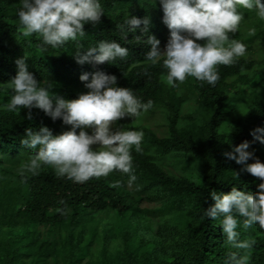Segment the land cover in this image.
Wrapping results in <instances>:
<instances>
[{
  "label": "trees",
  "instance_id": "obj_1",
  "mask_svg": "<svg viewBox=\"0 0 264 264\" xmlns=\"http://www.w3.org/2000/svg\"><path fill=\"white\" fill-rule=\"evenodd\" d=\"M101 4V22L86 24L84 38L53 48L36 35L17 32L20 0H0V264H225L234 249L226 243L219 219L208 220L202 213L215 203L212 190L255 192L264 182L223 155L248 141L254 153L248 163L255 158L264 162V144L250 134L264 128V20L255 10L240 9L244 20L232 38L243 42L247 52L231 66H218L215 86L189 77L171 88L161 82L167 71L162 63H145L147 36L138 29L127 32L125 40L117 27L133 15L148 16L149 35L163 47L170 32L159 0ZM252 29L255 33L249 35ZM102 40L128 47V57L103 65L75 61L77 50ZM25 56L28 70L40 81H52L53 91L65 99L88 91L81 75L104 71L117 76L118 86L132 88L142 102L153 101L147 114H163L164 135L147 126L118 123L123 130L144 132L142 152L132 150L137 179L131 187L129 176L119 171L80 184L58 177L51 166H43L36 176L26 174L22 182L21 164L38 154L21 143L25 130L47 126L54 135L71 130L39 109L31 110V120L28 109H7L13 92L6 83L17 74L16 61ZM117 181L121 186L113 187ZM145 201L158 206L142 208ZM239 219L240 239L257 241L250 264H264V229L256 224L245 230Z\"/></svg>",
  "mask_w": 264,
  "mask_h": 264
},
{
  "label": "clouds",
  "instance_id": "obj_2",
  "mask_svg": "<svg viewBox=\"0 0 264 264\" xmlns=\"http://www.w3.org/2000/svg\"><path fill=\"white\" fill-rule=\"evenodd\" d=\"M20 3L17 32L24 37L36 35L43 45L53 48L84 38L85 25L99 24L104 15L101 0H20ZM159 4L163 10L162 22L170 32L163 47L155 35H149L148 16L133 15L117 27L125 40L127 32L135 33L138 29L147 36L144 41L150 50L144 54L145 63L152 66L162 63L167 71L162 74L161 82L171 88H178L189 77L215 86L220 79L218 66H231L247 52L243 42L232 38L244 20L240 9L255 10L258 18L264 20V0H159ZM254 33L252 29L249 35ZM128 55V47L102 40L96 47L77 50L74 59L80 65H103L125 60ZM26 59L27 56L16 61L17 74L6 83L13 92L7 109H28L29 120L31 110L39 109L53 121L60 119L70 125L71 130L59 135H54L47 126L38 131L25 130L21 143L38 150V154L21 164L22 182H26V174L36 176L43 166H51L58 177L80 184L119 171L129 176L127 184L131 187L137 179L133 173L132 150L142 152L144 132L123 130L117 124L126 117L140 118L153 107V101L142 102L132 88L118 86L117 76L104 71L81 75L80 80L88 91L76 99H65L53 91L52 81H40L28 70ZM86 129H92L91 134ZM262 133L264 128L257 127L250 134L264 144ZM249 147L250 142L244 141L223 155L244 165L242 172L264 181V162L255 158V162L248 163L254 158ZM112 186L120 187L121 182ZM211 199L214 205L204 208L202 216L219 219L226 243L234 249L228 253L225 264H250L257 241L254 237L241 240L237 229L241 226L239 218L245 230L256 224L264 229V182L257 185L255 192L237 187L227 194L212 190Z\"/></svg>",
  "mask_w": 264,
  "mask_h": 264
},
{
  "label": "rangeland",
  "instance_id": "obj_3",
  "mask_svg": "<svg viewBox=\"0 0 264 264\" xmlns=\"http://www.w3.org/2000/svg\"><path fill=\"white\" fill-rule=\"evenodd\" d=\"M251 31V30H250ZM249 31V32H250ZM248 32V34H249ZM262 55V48L260 46H257V50H256V57L260 58ZM121 121V120H120ZM123 122H125V124L127 126H147L150 127L152 130H154L156 133H158L159 135H164L166 132V125H165V119L162 113L158 112L154 115H150L147 113H144L141 115L140 118L134 120V118L131 117H126L124 119H122ZM119 123V122H118ZM118 127V124H117ZM89 132V134H91L92 129H88L86 130ZM94 148H98L99 146H93ZM142 208H154L156 206H158L157 203H152L149 201H145L141 204ZM157 220L153 222V227L156 229L157 227Z\"/></svg>",
  "mask_w": 264,
  "mask_h": 264
}]
</instances>
